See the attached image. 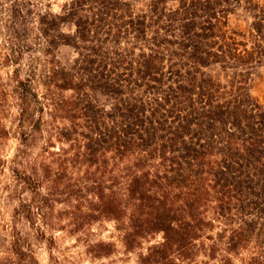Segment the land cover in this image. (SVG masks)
Here are the masks:
<instances>
[{
    "label": "trees",
    "instance_id": "1",
    "mask_svg": "<svg viewBox=\"0 0 264 264\" xmlns=\"http://www.w3.org/2000/svg\"><path fill=\"white\" fill-rule=\"evenodd\" d=\"M8 1L46 45L36 185L20 177L42 234L77 235L101 257L115 244L92 239V225L111 222L127 251L159 235L143 264H264V107L249 87L264 65V5L243 0L251 22L237 31L228 15L242 0H69L58 13ZM12 249L21 259L18 239Z\"/></svg>",
    "mask_w": 264,
    "mask_h": 264
},
{
    "label": "rangeland",
    "instance_id": "2",
    "mask_svg": "<svg viewBox=\"0 0 264 264\" xmlns=\"http://www.w3.org/2000/svg\"><path fill=\"white\" fill-rule=\"evenodd\" d=\"M47 1L50 10L58 13L61 5L69 0ZM256 1L264 5V0ZM9 2L0 0V260L6 264H143L139 255L145 252L146 246L159 240V235L152 242H144L139 249L127 251L111 222L94 223L92 239L110 240L115 244L112 252L96 257L77 235L50 230L42 234L39 210L31 193L23 190L20 177L28 176L31 186L36 185L30 174L44 141L34 132L32 123L39 115V81L47 59L46 45L34 20L24 13L17 18L11 16ZM136 5L143 8L145 2L139 0ZM246 5L242 0L228 15L229 28L248 29L251 17ZM63 30L72 32L73 27L67 24ZM55 54L64 64L74 57L73 49L67 45H60ZM210 71L214 76H225L216 67ZM249 87L264 107V65L252 70ZM24 95L27 110L22 100ZM62 207L59 202L55 204L56 210ZM28 210L34 216L33 223L25 217ZM15 239L19 240L21 259L12 249Z\"/></svg>",
    "mask_w": 264,
    "mask_h": 264
}]
</instances>
